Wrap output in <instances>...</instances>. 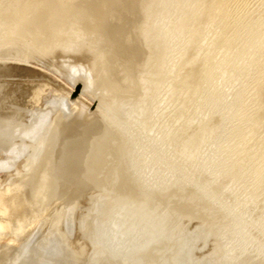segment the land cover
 Listing matches in <instances>:
<instances>
[{
  "label": "water",
  "instance_id": "water-1",
  "mask_svg": "<svg viewBox=\"0 0 264 264\" xmlns=\"http://www.w3.org/2000/svg\"><path fill=\"white\" fill-rule=\"evenodd\" d=\"M19 14L28 65L0 63V264H170L103 241L106 214L144 202L113 108L133 18L118 0Z\"/></svg>",
  "mask_w": 264,
  "mask_h": 264
},
{
  "label": "rangeland",
  "instance_id": "rangeland-1",
  "mask_svg": "<svg viewBox=\"0 0 264 264\" xmlns=\"http://www.w3.org/2000/svg\"><path fill=\"white\" fill-rule=\"evenodd\" d=\"M24 1L27 0H21L22 3L20 2L22 8L26 6L27 2H29L27 3L28 5L35 0H28L25 3ZM136 1L140 2V6ZM190 1L191 0H119L122 6L124 8L126 7L125 9L133 18V22L129 33L130 38H128L131 44L127 42L120 72L123 76H119L113 108L116 111L115 113L118 121L122 125L120 126L124 132H129V134H126V137L130 138L132 136V141L144 150L149 167L156 169L158 164L166 166L172 161L175 168L173 172L169 174V177L172 179L170 181L176 183L169 184V187L164 190L165 192L162 191V193L157 192L147 195L146 191L148 190L143 189L144 195H147V197L141 195L144 202L138 206L131 205L128 206V208L124 206L125 209L122 207L126 210L127 214L132 212L130 216L128 215V220H130L132 215L131 218L134 217L132 222L130 220L131 223L126 219L127 217H125V215L127 216V214L125 211L121 208L124 211L122 212L124 214H122L119 208V211L116 209L115 212L112 211L106 214V218L108 219L104 224L113 218L115 219L116 216L119 217L121 213L122 216L119 217V219L122 220L121 222L118 220L120 224L117 222L121 226L128 221L129 224L126 223L127 226L131 224L130 227L133 225V228H135V226L139 228L137 226L138 223L140 227L148 225L154 229L160 227V230L158 228L160 232L157 231L155 233L157 236L160 233V237L158 236L159 239L153 234V241L156 240L153 245L155 244L154 248H159L157 253L159 256L160 254L164 255L166 250L170 252V264H178V262L182 264L191 262H194L193 264H197V262L199 264H215V261L217 264V261L224 257L225 245L222 246V244L226 243L227 236H230L232 232V225L235 224L234 220L228 216L229 214L234 215L236 218L242 217L243 221L239 227L244 223L254 232L257 231V226L262 223L261 218L262 220L264 218V178L261 181L256 179V174L258 172H262L264 177V90H262L264 87H261L264 84V61L259 60L262 57V60H264V54L258 59L257 65L254 66V70L253 67L251 69V60H247V63H245L247 66H245L246 69H241L243 68L241 67V72L235 75L236 78L234 77V79L232 77L233 75H231V72H234V61L231 62V60L236 58V54L241 56L239 39L238 41L236 40L237 37L233 35L229 25L223 23L222 19L218 18V21L220 20L223 25L217 20L215 22L216 24L210 23L209 25L207 22L210 20H208L207 15H205V17L202 16V18H207V20H201V16H199L198 12L201 13L202 11V13L207 14L208 10L210 11L209 8L212 7L211 0L210 2L209 0H202V2L205 3L204 5L202 2L200 3L201 0H192L197 4H191L192 2L190 3ZM9 2H11V7L9 6ZM20 3H15L13 0H8V4L6 1H1L0 3V5H3L1 7L2 9L0 8V20L5 18L7 21L6 23L5 19L0 21H4L5 23H0V25L2 24L0 26V43L1 45L3 44L0 47V51H4V49L7 48H9L7 49L9 53L11 51L10 49L15 51L13 50V48L17 49V45L15 44H19L18 48L21 49L20 53H18L19 55L14 53L15 55L12 54L11 57L9 56L10 59L8 60L3 59V61L0 59V63L3 62L2 64L28 65L26 48L24 49L23 31H19L22 35V40H13V37L12 40H10L11 38L8 36L12 35L11 33L16 30L17 25L22 27L21 20L19 21L18 18H16L19 16L17 11L22 9L19 6ZM184 3H186L187 6L191 4V7H189V5L185 9L186 4L184 6ZM207 3L209 6L211 4V7L207 6ZM233 3L234 6L232 5V10H235L234 12L236 14H238V12L241 15L247 14L248 16L250 15L249 17L251 18H260L264 14V0H234ZM23 4H25V6ZM4 5L5 7L7 6L6 10L9 8L12 9L5 12ZM197 5H200V9L202 8L201 6H205L206 8L203 7L199 10ZM189 8H191L190 13L191 11L194 13L191 15L192 17L190 13H184L186 10L189 12ZM195 8L199 10H197L196 13L194 11L196 10ZM183 9H185V11ZM130 10L133 11L131 12ZM145 12L148 14L146 15ZM7 16H10L9 18L11 21ZM14 16H16L15 19ZM184 16L185 18L190 16V18L187 17L189 18V20L187 19L188 21L184 19L185 22L183 23L181 18ZM194 16H199L196 17V20L199 18L197 22H193L195 21ZM17 22L18 24H16ZM198 22L200 24L196 25L195 23ZM3 24L8 26L5 27ZM194 25H196V29ZM198 25L202 26V29ZM219 26L223 30L221 41V35L219 37L216 36ZM147 27H150L152 30ZM228 28L230 32H228ZM147 29L149 31H146ZM224 30L227 34H224ZM150 31L153 32V34ZM197 31H199L198 33L200 34H198ZM195 34L196 37L199 35L197 39L193 36ZM224 35H229L226 36L227 38L234 37L233 39H227ZM6 36H8V39H5ZM139 36H141L142 39H140ZM223 39H225V41ZM230 40L232 41L229 42ZM8 41H11L9 42V44L11 43L10 45H6ZM155 41L156 43L159 42V46L157 44L159 48L155 45ZM151 42L153 45L150 44ZM227 43L228 45L231 44V48L227 46ZM224 45H226V48ZM2 47L4 49H2ZM21 47L24 49V52ZM228 52L229 56H227V59L223 62L225 67L226 64H228V74L222 75L221 72L218 76V73L216 74L215 77H219V81L216 78L218 83L217 86L214 80H212V82L215 83L201 82L200 79L203 74H205L204 71L208 69V71H210V69L219 65L221 61H223L222 57H224V54ZM9 53H6L7 56ZM131 60H133V62H131ZM260 62L263 63V66ZM199 69L201 71H199ZM194 72L198 73V75L201 73V77L195 75L196 73ZM195 76H197V78L199 77L198 79L201 85L199 82L197 83L198 80H195L197 79ZM211 84L214 85L212 86ZM125 87H128V90ZM209 88H211L210 90L212 91H210ZM213 89L216 91L215 93L218 98L223 96L226 107L233 102L238 94L242 93L243 108L241 111L233 108L226 118L219 116L212 117L213 115L209 112L210 109L206 105V99L207 93L214 92ZM202 93L204 95L206 94V98ZM202 96L203 98H201ZM129 135L131 136L129 137ZM163 138L164 140L167 138L168 142L166 140L164 142ZM165 170L166 168L162 167V171ZM153 173L152 171V174ZM257 184H259L258 187ZM150 199L152 200L151 202L149 201ZM134 209L137 213L133 211ZM227 209L229 211L235 210L238 212H228ZM140 210L141 214L145 213L144 219L139 213ZM133 213H139L138 218H142V220L140 219V221L136 223L134 221L136 218ZM154 214L159 216L157 217L159 220L156 218L154 219V217H156ZM223 214L224 216L228 214L226 217H229L230 222H228L229 220L226 217L223 218ZM148 217L150 220H148ZM160 217H163L161 221ZM138 218L137 220H139ZM164 218L167 219L166 222ZM123 220L125 223H123ZM133 221L135 224H132ZM231 221L234 222V224H232ZM227 222L231 223V226H227ZM162 223L165 227L167 224V227L170 229L168 228L169 230L167 231V227L164 228ZM228 227H230L231 230H229ZM163 228L164 232L162 230ZM225 233L229 234L226 235ZM161 235L164 236L162 237ZM166 236L167 238H165ZM229 238L234 239L233 234ZM138 239L140 240V238ZM230 239L228 241H230ZM139 240L136 242H139ZM233 242L234 240L231 242L234 245L235 243ZM231 243H229L230 246ZM221 247L223 248L221 249ZM251 258L254 257L242 255L241 258H237L239 259L237 260V264H264L263 258L258 263H251ZM224 262V264H228L226 261ZM219 263L221 264L222 262L219 261Z\"/></svg>",
  "mask_w": 264,
  "mask_h": 264
},
{
  "label": "bare ground",
  "instance_id": "bare-ground-1",
  "mask_svg": "<svg viewBox=\"0 0 264 264\" xmlns=\"http://www.w3.org/2000/svg\"><path fill=\"white\" fill-rule=\"evenodd\" d=\"M1 1H6L7 2V4H8V0H1ZM1 1H0V3H1ZM15 3L17 2V3H20L21 2V0H13ZM28 1V0H27ZM27 1H24V3L25 2H27ZM30 1V0H29ZM31 1H33V0H31ZM119 1V0H118ZM139 1V0H138ZM154 1V0H153ZM166 1V0H165ZM212 2V7H211V4H210V6H209V4L207 3V6H209V7H211V8H209L210 9V11L208 10V12H207V14H204V13H202V11H201V13L200 12H198L199 13V16H201V20L203 21L205 18H202V16H204L205 17V15H207V18H208V20H210L209 22H207V23H209V25H210V23L211 24H214L215 22H216V20L218 21V18H220V19H222L223 20V23H225V24H227V25H229V28H231V30H232V33H233V35L235 36V37H237L236 38V40L238 41V39H239V41H240V49H241V56L240 55H238V54H236L237 56H235L236 58H234L233 60H231V62L232 61H234V63H233V67H234V72H231L232 74L231 75H233L232 77L234 78H236V76L235 75H237L239 72H241V69H246V65H245V63H247V60H251L250 62H252V65H251V69H252V67H253V70H254V66H256L257 65V61H258V59L260 58V56L261 55H263L264 54V25H263V23H264V17H263V15L260 17V18H258V17H253V18H251V17H249L247 14L245 15H241V14H239V12H238V14H236L233 10H232V5L234 4L233 2H234V0H217V1H213V0H211ZM253 1V0H252ZM133 2V1H132ZM137 2V1H136ZM152 2V1H151ZM183 2V1H182ZM192 2V3H191ZM202 2V0L200 1V3ZM209 2H210V0H209ZM259 2V1H258ZM3 3V2H2ZM10 3L11 2H9V6H10ZM22 3V2H21ZM19 4V6L20 5H22V4ZM27 3H29V2H27ZM27 3H26V6H27ZM30 3H32V2H30ZM138 3V5H139V3L140 2H137ZM142 3V2H141ZM160 3V2H159ZM187 3H189V2H187ZM190 3L191 4H193V3H196L195 1L193 2L192 0L190 1ZM199 3V2H198ZM237 3V2H236ZM262 3V2H261ZM4 4V3H3ZM148 4H151V3H148ZM183 4V3H182ZM185 4L186 3H184V6H185ZM191 4H188V6L189 7H191ZM197 4V3H196ZM196 4H194V5H196ZM202 4L204 5L205 3H203L202 2ZM13 5V4H12ZM17 5V4H16ZM15 5V6H16ZM24 6H25V4H23ZM126 5V4H125ZM131 5V4H130ZM144 5V4H143ZM152 5V4H151ZM159 5V4H158ZM194 5H192V6H194ZM3 5H0V8L2 7ZM18 6V5H17ZM16 6V7H17ZM18 6V7H19ZM132 6H133V4H132ZM140 6V5H139ZM183 6V7H184ZM187 6V4H186V6H185V9H186V7H188ZM200 5H197V7L199 8V10H201L203 7L204 8H206L205 6H201L202 8L200 9V7H199ZM234 6V5H233ZM238 6V5H237ZM4 7H5V5H4ZM7 7V6H6ZM6 7H5V9H4V11L6 10ZM11 7V6H10ZM13 7V6H12ZM135 7H137V6H135ZM148 7V6H147ZM146 7V8H147ZM196 7V6H195ZM14 8V7H13ZM20 8H22V6H20ZM126 8V7H125ZM145 8V7H144ZM234 8V7H233ZM239 8V7H238ZM250 8V7H249ZM2 9V8H1ZM9 9H12V8H9ZM9 9H7L8 11H9ZM131 9H132V7H131ZM150 9H151V7H150ZM185 9H183L184 11H185ZM190 9L191 8H189V12H188V10H186L184 13H187V14H189L190 13ZM196 9V8H195ZM7 10L5 11V12H7ZM15 10V9H14ZM13 10V11H14ZM197 10L198 9H196V10H194L195 11V13L197 12ZM198 10V11H199ZM206 10V9H205ZM131 11V10H130ZM133 11V10H132ZM131 11V12H132ZM135 11V10H134ZM204 11V10H203ZM207 11V10H206ZM183 12V11H182ZM240 12H241V10H240ZM247 12V11H246ZM17 13H19V10L17 11ZM133 13H135V12H133ZM136 14V13H135ZM138 14V13H137ZM142 14H143V12H142ZM145 14H146V12H145ZM144 14V15H145ZM148 14V13H147ZM146 14V15H147ZM151 14V13H150ZM194 13L191 11V13H190V16L191 15H193ZM200 14H203V15H200ZM159 15V14H158ZM197 15V14H196ZM253 15V14H252ZM251 15V16H252ZM149 16H151V15H149ZM186 16V15H185ZM185 16L183 17V18H181L182 20V22L184 23L185 21H184V19L186 20V21H188L189 20V18H190V16H187V17H189V18H185ZM199 16H196V17H199ZM255 16V15H254ZM8 18L10 17V16H7ZM6 17V18H7ZM15 17L16 16H14V19H15ZM140 17V16H139ZM192 17V16H191ZM195 17V16H194ZM193 17V18H194ZM196 17L194 18V20L195 21H193V22H197V20L199 19H197L196 20ZM13 18V17H12ZM11 18V19H12ZM16 18H18V20L20 21V14H19V16H17ZM207 18L205 19V20H207ZM5 18H3L2 20H4ZM150 19V18H149ZM188 19V20H187ZM2 20H0V21H2ZM8 20V19H7ZM9 20H10V18H9ZM11 21V20H10ZM9 21V22H10ZM17 21V20H16ZM149 21V20H148ZM201 21V22H202ZM7 21H6V19H5V23H6ZM13 22H14V20H13ZM133 22V21H132ZM157 22H158V20H157ZM205 22V21H204ZM219 23H221V21L219 20L218 21ZM0 23H4V21L3 22H0ZM4 23V24H5ZM11 23V22H10ZM20 23V22H19ZM146 23H148V22H146ZM182 23V24H183ZM223 23H221V25H223ZM3 24V25H4ZM9 24V23H8ZM13 24V23H12ZM16 24H18V22L16 23ZM145 24V23H144ZM143 24V25H144ZM186 24V23H185ZM196 25L197 24H200L199 22L198 23H195ZM216 24V23H215ZM2 25V24H1ZM0 25V26H1ZM11 25V24H10ZM148 25V24H147ZM150 25V24H149ZM196 25H194V27L196 26ZM202 25H203V23H202ZM218 25V24H217ZM5 26V25H4ZM6 26H8V25H6ZM5 26V27H6ZM135 26V25H134ZM137 26V25H136ZM199 26V25H198ZM198 26H197V28H198ZM224 26H226V25H224ZM223 26V27H224ZM3 27V26H2ZM1 27V28H2ZM13 27H14V25H13ZM193 27V26H192ZM200 28L202 27V26H199ZM228 27V26H227ZM8 28V27H7ZM9 28H10V26H9ZM145 28H146V26H145ZM147 28H150V27H147ZM199 28V29H200ZM226 28V27H225ZM229 28H228V32H230V30H229ZM12 29V28H11ZM22 29V27L20 26V25H17L16 26V30H14V28H13V32L11 33L12 35H8V34H10V33H8L7 35L11 38L10 40H12V37H13V40H22V35H21V33L19 32V31H22L21 30ZM151 29V28H150ZM195 29H196V27H195ZM195 29H193V30H195ZM198 29V30H199ZM202 29V28H201ZM218 30H217V35H216V33H215V35L216 36H220V41H221V39H222V34H223V30H222V28L219 26L218 28H217ZM227 29V28H226ZM225 29V30H226ZM9 30V29H8ZM152 30V29H151ZM225 30H224V34H227V33H225ZM9 31H11V30H9ZM146 31H149L148 29L146 30ZM227 31V30H226ZM15 32V33H14ZM132 32V31H131ZM151 32V31H150ZM194 32V31H193ZM199 31H197V33H198ZM152 34H153V32H151ZM196 33V34H197ZM142 34V33H141ZM194 34V33H193ZM196 34L195 35H193L194 36V38L196 37ZM198 34H200V33H198ZM229 34V33H228ZM155 35V34H154ZM232 35V36H233ZM5 36V35H4ZM8 36H6L5 37V39L8 37ZM150 36V35H149ZM199 35H197V37H198ZM201 36V35H200ZM225 36V35H224ZM226 36H229V35H226ZM225 36V37H226ZM233 36V37H234ZM140 37V39H142L141 38V36H139ZM145 37H147V36H145ZM152 37V36H151ZM197 37H196V39H197ZM233 37L232 38H230V37H228L229 39H233ZM2 38V37H1ZM130 38V37H129ZM149 38V37H148ZM147 38V39H148ZM224 38V37H223ZM227 38V37H226ZM225 38V39H226ZM227 38V39H228ZM3 39V38H2ZM8 39V38H7ZM225 39H223L224 41H225ZM235 39V38H234ZM137 40V39H136ZM149 40V39H148ZM216 40V39H215ZM219 40V39H218ZM222 40V41H223ZM236 40H235V42H236ZM7 41V40H6ZM5 41V42H6ZM154 41V40H153ZM223 41V42H224ZM232 40H230L229 42H231ZM1 42V41H0ZM9 42H11V41H8L7 43H6V45L8 44V45H10L9 44ZM128 42H129V40H128ZM217 42V41H216ZM215 42V43H216ZM228 42V41H227ZM228 42V43H229ZM234 42V41H233ZM130 43V42H129ZM148 43V42H147ZM155 43H156V41H155ZM159 42H157L155 45L157 46V44H158ZM228 43H227V46H229L230 47V45H228ZM24 44V43H23ZM131 44V43H130ZM150 44H152V42L150 43ZM225 44V43H224ZM237 44V43H236ZM3 45V44H2ZM1 45V43H0V47L2 46ZM5 45V44H4ZM15 45H17L16 47H17V49H14L13 48V50H15V51H12V49H10L11 51H10V53L8 52V50L7 49H9V48H7V49H4L3 47H5V46H3L2 47V49H4V51L2 50V51H0V59H10L9 58V56L11 57V55L12 54H14V53H16V54H18V53H20V51H21V49L20 48H18V45L19 44H15ZM149 45V44H148ZM153 45V44H152ZM223 45V44H222ZM24 46V45H23ZM132 46H133V44H132ZM137 46V45H136ZM158 46H159V44H158ZM157 46V47H158ZM9 47V46H8ZM156 47V48H157ZM224 47L226 48V45H224ZM223 47V48H224ZM233 47V46H232ZM22 48V47H21ZM127 48H129V47H127ZM133 48V47H132ZM138 48H139V46H138ZM153 48V47H152ZM159 48V47H158ZM228 48V47H227ZM231 48V47H230ZM23 49V48H22ZM24 49H25V47H24ZM24 49L22 50L23 52H24ZM150 49V48H149ZM148 49V50H149ZM229 49V48H228ZM7 50V51H6ZM128 50V49H127ZM142 50V49H141ZM232 50V49H231ZM136 51V50H135ZM140 51V50H139ZM158 51H159V49H158ZM230 51V50H229ZM13 52V53H12ZM143 52V51H142ZM146 52V51H145ZM144 52V53H145ZM155 52V51H154ZM231 52V51H230ZM238 52V51H237ZM6 53H9V55L7 56V54ZM141 53V52H140ZM147 53V52H146ZM149 53V52H148ZM151 53V52H150ZM153 53V52H152ZM159 53V52H158ZM15 55V54H14ZM19 55V54H18ZM26 55V54H25ZM149 55V54H148ZM22 56V55H21ZM223 56V55H222ZM227 56H229V52L228 53H226V54H224V57H222L223 58V61H221V63L219 64V65H217L216 67H214V68H212V69H210V71H208V70H206V71H204L205 72V74H203V76H202V78L200 79L201 80V82H209V83H215L216 82V86H217V81H216V78L217 77H215L216 76V74H217V76L218 75H220L219 73L221 72L222 73V75H225V74H228L227 72H228V68H227V66H228V64H226V67L224 66V63L223 62H225V59H227ZM27 57V56H26ZM132 57V56H131ZM148 57V56H147ZM262 57V56H261ZM19 58V57H18ZM137 58V57H136ZM144 58V57H143ZM263 59V57L261 58V59H259V60H261V61H264V60H262ZM6 60V61H7ZM20 60V59H19ZM148 60H150V59H148ZM4 61V60H3ZM21 61V60H20ZM131 62H133V60H131ZM141 62V61H140ZM230 62V61H229ZM249 62V63H250ZM3 63V62H2ZM260 63H262V62H260ZM4 64H6V63H4ZM127 64V63H126ZM125 64V65H126ZM251 64V63H250ZM258 64H259V62H258ZM128 65V64H127ZM230 65V64H229ZM248 65V64H247ZM124 66V65H123ZM143 66V65H142ZM141 66V67H142ZM246 66V67H245ZM249 66V65H248ZM259 66V65H258ZM262 66H263V63H262ZM128 67V66H127ZM144 67V66H143ZM142 67V68H143ZM241 67H243V68H241ZM245 67V68H244ZM133 68V67H132ZM220 68V69H219ZM241 68V69H240ZM261 68V67H260ZM134 69V68H133ZM136 69H137V67H136ZM135 69V70H136ZM240 69V70H239ZM250 69V68H249ZM250 69V70H251ZM255 69H256V67H255ZM264 69V68H263ZM248 70V69H247ZM125 71V70H124ZM199 71H201L200 69H199ZM260 71V70H259ZM263 71V70H262ZM127 72V71H126ZM133 72V71H132ZM202 72H203V69H202ZM203 72V73H204ZM131 73V72H130ZM194 73H196V72H194ZM193 73V74H194ZM246 73V72H245ZM260 73H261V71H260ZM263 73V72H262ZM137 74V73H136ZM140 74V73H139ZM201 74V73H200ZM198 75V73H196L195 75H197V76H200L201 77V75ZM243 74V73H242ZM120 75H122V74H120ZM129 75V74H128ZM192 75V74H191ZM123 76V75H122ZM138 76V75H137ZM194 76V75H193ZM197 76H195L196 78H197ZM126 77H127V75H126ZM214 77H215V79H214ZM222 77H224V76H222ZM221 77V78H222ZM258 77V76H257ZM138 78V77H137ZM199 78V77H198ZM195 79V80H198L197 81V83L199 82V84H200V80L199 79ZM233 78H231V79H233ZM234 78V79H235ZM121 79H122V77H121ZM218 79V81H219V77L217 78ZM128 80V79H127ZM134 80V79H133ZM133 80H132V82H133ZM212 80H214L215 82H212ZM124 81V80H123ZM130 81V80H129ZM143 83V82H142ZM264 83V82H263ZM141 84V83H140ZM199 84H197V85H199ZM201 85V84H200ZM212 86L214 85V84H211ZM260 85H262V84H260ZM128 86H129V84H128ZM135 87V86H134ZM201 87V86H200ZM261 87H264V84L261 86ZM261 87H259V88H261ZM126 88V87H125ZM128 88V87H127ZM126 88V89H127ZM140 88V87H139ZM212 88V87H211ZM211 88H209V90L211 89ZM144 89V88H143ZM217 89V88H216ZM215 89V90H216ZM262 89V88H261ZM128 90V89H127ZM130 90V89H129ZM135 90V89H134ZM262 90H264V88L262 89ZM207 91V90H206ZM210 91H212V90H210ZM213 91H214V89H213ZM208 92V91H207ZM216 91H214V92H208L207 94V101H206V105L208 106V108L210 109L209 110V112L213 115L212 117H216V116H219V117H222V118H226L228 115H229V113H230V110L232 111L233 110V108H235V109H238V111H241V109L243 108V103H242V98H243V94L241 93V94H238L236 97H235V99L233 100V102H231V104L230 105H228V107H226L225 106V103H224V101H223V96L221 97V98H218L217 97V95H216V93H215ZM263 92V91H262ZM205 93V92H204ZM259 93H260V90H259ZM141 94V93H140ZM203 94V93H202ZM204 95V94H203ZM206 95V94H205ZM205 95H204V97H205ZM262 95V94H261ZM262 97V96H261ZM264 97V96H263ZM262 97V98H263ZM201 98H203V96L201 97ZM206 98V97H205ZM264 99V98H263ZM262 99V100H263ZM122 101V100H121ZM264 103V102H263ZM264 105V104H263ZM122 106V105H121ZM124 106V105H123ZM121 108V107H120ZM263 108H264V106H263ZM264 110V109H263ZM116 112V111H115ZM241 113V112H240ZM243 116V115H242ZM264 117V116H263ZM121 125V124H120ZM122 126V125H121ZM122 128V127H121ZM123 130V129H122ZM169 130V129H168ZM168 130H166V131H168ZM172 131V130H171ZM123 132H124V130H123ZM166 133V132H165ZM126 134H129V132H124V135H125V140L120 144L121 145V147H122V150H123V152H124V155H125V157H126V159H127V162H128V164H129V167H130V169H131V172H132V174H133V176H134V179H135V181H136V184H137V186H138V188H139V191H140V193H141V195L143 196V197H147V195H151L152 193H157V192H160V193H162V191H164V190H166L168 187H169V184H172V183H176V182H172V181H170V180H172L171 179V177H169V174L170 173H172L173 172V170H174V165H173V163H172V161H171V163L170 164H167L166 166L165 165H161V164H158V166L156 167V169H152L151 167H149V165H148V162L146 161V154L144 153V150H142V148H140L136 143H134L133 141H132V136L131 135H129V137L130 138H127L126 136ZM243 134V133H242ZM168 135V134H167ZM170 136V135H169ZM162 137H163V135H162ZM164 137H165V134H164ZM166 137H168V136H166ZM163 140H164V138H163ZM162 140V141H163ZM165 140L168 142V140H167V138H165ZM165 140H164V142H165ZM161 141V142H162ZM166 142V143H167ZM124 149H126V150H124ZM162 167H165L166 168V170L165 171H162ZM152 171L154 172L153 174H152ZM148 175V176H147ZM257 176H256V179L257 180H259V181H261L264 177H263V174H262V172H258L257 174H256ZM151 176V177H150ZM148 177H150V178H148ZM260 184V183H259ZM259 184H257V187H258V185ZM256 186V185H255ZM143 189H145V190H148V191H146V194L147 195H144V190ZM165 192V191H164ZM256 192V191H255ZM150 198V197H149ZM258 198V197H257ZM256 199V198H255ZM150 202L152 201L151 199L149 200ZM161 202V201H160ZM127 208H128V206H126ZM140 207V206H139ZM122 208V207H121ZM120 208V209H121ZM124 208V207H123ZM122 208V209H123ZM126 208V209H127ZM121 209V213L122 212H124L125 211V213H126V210H122ZM131 209H133V208H131ZM118 210V209H117ZM228 210V209H227ZM119 211V210H118ZM117 211V212H118ZM133 211H135V209L133 210ZM114 212H115V210H114ZM116 212V213H117ZM136 213H137V211H135ZM139 212V211H138ZM228 212H238V211H235V210H232V211H229L228 210ZM121 213H120V215H119V217H121L122 215H121ZM129 213V212H128ZM131 214H132V212H130ZM130 213L129 214H127V216L125 215V217H127L126 219L128 220V217L130 216ZM140 214H141V210H140V212H139ZM139 213L138 214H134V216H135V218L136 219H134V221L137 223L138 221H140V219L142 220V218H138V215H139ZM151 213V212H150ZM149 213V214H150ZM122 214H124V213H122ZM144 214L145 213H142L141 214V217H143V219L145 218V216H144ZM147 214V213H146ZM114 215H117V214H114ZM113 215V216H114ZM129 215V216H128ZM137 215V216H136ZM228 215V214H227ZM226 215V216H227ZM133 216V215H132ZM131 216V217H132ZM148 216V215H147ZM154 216H156L155 214H154ZM153 216V217H154ZM223 216H224V214H223ZM226 216H224L223 218H225ZM230 218H232L233 220H234V222H235V224H234V222H232V224H234V225H232V230H231V228L230 227H228V229L229 230H231L232 232V234H233V236H234V239L233 238H231L232 239V241L234 240V242L233 243H235L234 245L231 243L232 241H231V239L229 238V237H231L232 236V234L230 233V236H227V241L230 239V241H226V243L225 244H222V246L223 245H225V252L223 253L224 255V257L221 259V260H219L220 262H224V261H226L228 264H237V260H239V259H237V258H241V256L242 255H247V256H252V257H254V258H251V263H258L262 258L264 259V230H263V228H264V218H263V220H262V218H261V224H259L258 226H257V231H253V230H251V228H249L248 227V225H246V224H242V226L241 227H239L240 226V224H241V222L243 221L242 219V217L241 218H236L234 215H231V214H229L228 215ZM119 217H117L116 216V218L114 219H111V220H109L107 223H105L104 224V227H103V241H104V246L107 248V249H109L111 252H113L115 255H117L119 258H121V259H124V258H127V257H130V256H133V255H136V254H139V253H142V252H145V251H148V250H151V249H154V245H153V243H154V241H156V240H154L153 241V234H155L157 231H159L160 230V227H158L159 228V230H158V228L157 229H154V228H152L151 226H144V227H140L139 226V223L137 224V226L139 227V228H137L135 225V228H133V225H132V227H130L131 226V224H130V226H127V224L126 223H128V221L130 222V220H131V222H132V219L134 218H131L130 217V220H125V221H127L126 223L124 222V220H123V223H125V224H123V223H121V224H123V226H121V225H119L120 224V222H121V220L122 219H119ZM157 217H159V216H156V217H154V219L156 218L157 219ZM229 217H226L228 220H229ZM111 218V217H110ZM137 218L139 219V220H137ZM149 218V217H148ZM163 217H160V221H161V219H162ZM108 218H106L105 219V221L107 220ZM226 219V220H227ZM231 219V220H232ZM238 219V220H237ZM240 219V220H239ZM117 220V221H116ZM120 222H119V221ZM137 220V221H136ZM148 220H150V218L148 219ZM157 220H159V218L157 219ZM166 218H164V221L166 222ZM133 221V223L132 224H135V222ZM163 221V220H162ZM117 222H119V224L117 223ZM130 222V223H131ZM159 222V221H158ZM157 222V223H158ZM228 222H230V220L228 221ZM227 222V223H228ZM164 223V222H163ZM162 223V224H163ZM129 224V223H128ZM165 224V223H164ZM164 224H163V226H164ZM231 223H228L227 224V226L228 225H230ZM118 225V226H117ZM161 225V224H160ZM159 225V226H160ZM142 226V225H141ZM153 226V225H152ZM156 226H157V224H156ZM162 226V225H161ZM170 226V225H169ZM231 226V225H230ZM166 227H167V224H166ZM165 226H164V228H166ZM238 227V228H237ZM164 228L162 229L163 230V232H164ZM169 227H167V231L170 229H168ZM227 229V230H228ZM162 230H161V233H162ZM181 231V230H180ZM252 231V232H251ZM160 232V231H159ZM158 232V233H159ZM166 232V231H165ZM225 232V231H224ZM227 232V231H226ZM230 232V231H229ZM257 232H259V233H257ZM160 234V233H159ZM159 234H158V236H159ZM226 234V233H225ZM229 233H227L226 235H228ZM156 235V234H155ZM155 235H154V237H155ZM167 235V234H166ZM157 236V235H156ZM158 236H157V238H158ZM162 236V235H161ZM164 236V235H163ZM162 236V237H163ZM181 236V235H180ZM217 236V235H216ZM225 236V235H224ZM160 237V236H159ZM138 238H140V240L138 239ZM151 238H152V240H151ZM165 238H167V236L165 237ZM229 238V239H228ZM159 239V238H158ZM222 239V238H221ZM220 239V240H221ZM137 240H139V242H136ZM161 240H162V238H161ZM160 240V241H161ZM224 241V240H223ZM257 241V242H256ZM165 242V241H164ZM168 242H169V240H168ZM157 243V242H156ZM229 243H231V246L229 245ZM162 244V243H161ZM185 244V243H184ZM180 245V244H179ZM226 245H227V247H226ZM229 245V246H228ZM157 248H158V246H157ZM223 247H221V249H222ZM156 249V248H155ZM159 249V248H158ZM165 249V248H164ZM223 250V251H224ZM159 251V250H158ZM167 251V250H166ZM164 252V251H163ZM160 253V252H159ZM222 254V253H221ZM158 255V254H157ZM161 255V254H160ZM159 256V255H158ZM175 256H177V255H175ZM187 256V255H186ZM181 257V256H180ZM214 258V257H213ZM218 258V257H217ZM180 259V258H179ZM208 259V258H207ZM213 260V259H212ZM216 260V259H215ZM214 260V261H215ZM186 261H187V259H186ZM190 261V260H189ZM188 261V262H189ZM207 261V260H206ZM219 261H217L218 263H219ZM185 262V261H184ZM200 262V261H199ZM202 262H204V261H202ZM187 263V262H186ZM192 263V262H191ZM191 263H188V264H191ZM194 263V262H193ZM192 263V264H193ZM201 263V262H200ZM210 263V262H209ZM215 264H216V261L214 262ZM217 263V264H218ZM221 263V264H222ZM225 263V262H224ZM223 263V264H224ZM173 264V263H172ZM178 264H182V263H179L178 262ZM197 264H199L198 262H197ZM205 264H207V263H205ZM220 264V263H219Z\"/></svg>",
  "mask_w": 264,
  "mask_h": 264
}]
</instances>
